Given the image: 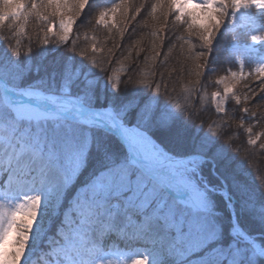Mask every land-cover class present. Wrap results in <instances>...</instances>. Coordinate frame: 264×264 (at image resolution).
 Here are the masks:
<instances>
[{
  "label": "snow or ice",
  "instance_id": "snow-or-ice-1",
  "mask_svg": "<svg viewBox=\"0 0 264 264\" xmlns=\"http://www.w3.org/2000/svg\"><path fill=\"white\" fill-rule=\"evenodd\" d=\"M145 7L146 60L167 41V68L174 41L189 45L196 80L183 103L155 66H137L153 79L131 90L105 75ZM30 22L43 47L22 55ZM74 25L106 30L103 63L94 35L91 53L77 52ZM0 33V264H264V131L253 133L264 127V0H0ZM241 47L249 71L232 55ZM209 105L225 129H244L242 144L215 120L205 130ZM120 245L123 258L107 259Z\"/></svg>",
  "mask_w": 264,
  "mask_h": 264
},
{
  "label": "trees",
  "instance_id": "trees-1",
  "mask_svg": "<svg viewBox=\"0 0 264 264\" xmlns=\"http://www.w3.org/2000/svg\"><path fill=\"white\" fill-rule=\"evenodd\" d=\"M118 2V0H116ZM142 0H135L136 4L141 3ZM153 0H147V3H152ZM147 7L141 10L139 16H137L136 20L131 21L128 30L125 32V38L123 41L117 38L116 43L118 45H124L122 48H118L115 50V55H113L111 59V63L107 65L109 68V72L105 75H115L120 77L121 88L127 87L131 90L134 87H137L136 81L145 79L151 80L153 79L148 75H141L140 72L135 69L137 66L140 69H143L144 73H148L149 70L155 66L159 71L165 73L166 82H168L169 91L175 88V93L173 95L179 100L181 103L184 102V88H191L192 83L196 80V77L190 74V69L194 67V61L192 59H187L183 57V52L188 53L189 45L184 43L183 41L175 40L176 47L172 51L167 68L160 67L162 58L164 53L167 51V41H165V48L159 49L160 59L155 61L146 60L145 58L151 55V41L154 37L150 36V32L152 31L153 21L149 20V27L142 28L140 27V23L143 19L146 18ZM172 17H169V28L164 29V33L168 36H172ZM38 29L36 28L35 22H30L28 28L26 30L25 35L21 36L19 39L21 40V51L22 55L26 52L27 48L30 46L33 49V53L39 52L43 45L42 40L37 36ZM174 31L178 35H186L184 28H176ZM74 33H79V39L76 40L77 52L81 50H87L91 53V37L94 35L99 41L100 46L105 48L104 52L96 53V58L103 63V61L108 58L107 48L112 47V42L105 41L107 40V32L102 26H95L88 28H79L74 25L73 28ZM84 33H87L89 39L86 40L84 37ZM3 33H0L2 36ZM75 38V37H73ZM241 38V35L239 36ZM231 41L230 35H225L221 44L223 46H227ZM193 43H198L195 37H193ZM15 43V40H13ZM54 43V42H53ZM71 44V41H70ZM82 45V47H81ZM131 45V54L129 55L128 47ZM53 45H48V47H52ZM70 46V45H69ZM199 47L196 48V51H199ZM227 55V53H225ZM234 56V53H232ZM235 57V56H234ZM203 62V61H201ZM174 69V71H173ZM155 79H158L155 78ZM212 78H209V82L207 84V92L211 93L216 90V86L211 82ZM200 119H202L205 123V130H207V124L212 120H215L217 124L221 125L217 131L224 133V139H228L229 136H232V144L233 146L237 144H242L246 138L247 134L244 132V129L237 128L235 121H231L232 127L230 129H225L223 125V121L220 119L218 115H213L211 111V105H209L208 112H202ZM227 119V117H225ZM245 127H247L245 125ZM256 165L260 169L261 172H264V154H260L254 158ZM249 182H252L251 176L249 177Z\"/></svg>",
  "mask_w": 264,
  "mask_h": 264
},
{
  "label": "rangeland",
  "instance_id": "rangeland-1",
  "mask_svg": "<svg viewBox=\"0 0 264 264\" xmlns=\"http://www.w3.org/2000/svg\"><path fill=\"white\" fill-rule=\"evenodd\" d=\"M105 3H108L109 0H104ZM248 37L246 35H241V38L238 39L237 43L240 44L241 46L245 43L248 42ZM82 47V45H81ZM236 56L235 59L237 61L239 60H243L245 63V71H249L251 70V67H253L254 65L252 64V59L251 56L248 52V50L244 49L243 47L240 48V50L238 52H235ZM183 57L189 59L188 57V53L187 52H183ZM230 67H232L233 71L237 70V67L235 65H229ZM223 73H221L222 75ZM236 91L237 94L241 95V98H243V95L246 93V89L243 86V83L237 84L236 85ZM247 126V123L245 124ZM261 131H264V127L261 126H257L255 128H253V133H259ZM56 218V217H55ZM55 218L53 219V221L55 220ZM52 221V222H53ZM133 247H143V246H133ZM127 250L124 249L123 245H120V251H116V250H112V252L106 257L109 260H115V261H120L123 258V252H126ZM137 258H142V257H137ZM150 259V258H149Z\"/></svg>",
  "mask_w": 264,
  "mask_h": 264
}]
</instances>
